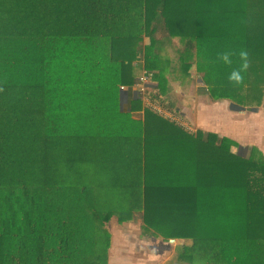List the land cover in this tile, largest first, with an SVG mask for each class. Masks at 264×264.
<instances>
[{
	"label": "trees",
	"instance_id": "obj_1",
	"mask_svg": "<svg viewBox=\"0 0 264 264\" xmlns=\"http://www.w3.org/2000/svg\"><path fill=\"white\" fill-rule=\"evenodd\" d=\"M198 81L264 107V0H0V264H108L115 220L264 264V153L173 118Z\"/></svg>",
	"mask_w": 264,
	"mask_h": 264
},
{
	"label": "crops",
	"instance_id": "obj_2",
	"mask_svg": "<svg viewBox=\"0 0 264 264\" xmlns=\"http://www.w3.org/2000/svg\"><path fill=\"white\" fill-rule=\"evenodd\" d=\"M197 84L200 85V82L198 81ZM129 89L132 91L130 92ZM129 89H127V92H124L127 96H138L139 92L134 86ZM198 89L205 96V93L202 92V87L200 86ZM144 100L148 103L146 98ZM220 108L221 105L219 101L211 102L208 99H204L203 101H198L196 106L191 107L189 118L190 120L197 122L198 127H203L204 129H209L220 133V126L217 127V125L221 124ZM226 109L228 110L227 106ZM164 112L167 115H171V113L168 111ZM209 115H213L212 119L215 121L216 116L220 117V121H217V125L216 122L207 125L206 121L209 120ZM175 116L181 119L183 118V116ZM175 116H173V118L177 120ZM185 121L189 122L188 119ZM230 124L231 123H229V125ZM261 128L264 130L263 124L261 125ZM254 138V136L246 137V139H250L249 141H252ZM247 145H254L264 153V142L261 145L259 143L249 142ZM113 223L114 224L111 226L112 235L111 246L108 255V264H186L182 260L179 261V256L177 253L178 247L183 243V240L175 238H170L167 240L166 238H163L162 235H143L140 225L137 224L135 226L133 224L134 222L120 223L119 221L115 220Z\"/></svg>",
	"mask_w": 264,
	"mask_h": 264
},
{
	"label": "rangeland",
	"instance_id": "obj_3",
	"mask_svg": "<svg viewBox=\"0 0 264 264\" xmlns=\"http://www.w3.org/2000/svg\"><path fill=\"white\" fill-rule=\"evenodd\" d=\"M200 87L199 84H194L191 86L188 97L185 101V103L180 107L179 113L183 114V118H179L175 116L177 121L186 127H190L192 129L198 127L197 122H194L193 120H190L189 115L191 113V107L196 106L198 101L206 100V96H204L200 90L198 89ZM178 90V93L182 92ZM127 88L123 90L122 94V104L124 108H127L128 106V97L126 95ZM131 92L132 90L129 89ZM202 92H204V89L202 88ZM138 94V93H137ZM221 108H220V116H221V124L217 125V121H220V117L218 118L216 116V121L213 120V115H209L208 119L206 121L207 125L216 122L217 127L220 126L219 132L220 134H226L236 141L237 145L234 149L236 152L241 151V145H247L249 142L259 143L260 145L264 142V130L261 128V125H264V107L257 110H234L231 109L228 106V102L224 100H218ZM227 104V105H226ZM226 106L228 110L226 109ZM218 118V120H217ZM189 120L185 121V120ZM260 121V122H259ZM229 123H231L229 125ZM201 125V124H200ZM199 125V126H200ZM254 136L255 138L252 141H249L250 139H246V137ZM113 221H111V226L113 225ZM118 224V223H117ZM116 224V225H117ZM135 226L137 225L136 222L133 223ZM128 237V236H127ZM129 239V237H128Z\"/></svg>",
	"mask_w": 264,
	"mask_h": 264
},
{
	"label": "built area",
	"instance_id": "obj_4",
	"mask_svg": "<svg viewBox=\"0 0 264 264\" xmlns=\"http://www.w3.org/2000/svg\"><path fill=\"white\" fill-rule=\"evenodd\" d=\"M149 80V74L146 72V71H142L138 76H137V79H136V83L134 85V87L136 88V90L139 92V93H143L144 91V88L146 86V83L148 82ZM124 87L121 86V89H123ZM154 108L158 111V112H164L163 109H161L160 107L154 105Z\"/></svg>",
	"mask_w": 264,
	"mask_h": 264
},
{
	"label": "water",
	"instance_id": "obj_5",
	"mask_svg": "<svg viewBox=\"0 0 264 264\" xmlns=\"http://www.w3.org/2000/svg\"><path fill=\"white\" fill-rule=\"evenodd\" d=\"M172 240V239H171Z\"/></svg>",
	"mask_w": 264,
	"mask_h": 264
}]
</instances>
